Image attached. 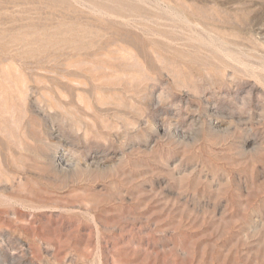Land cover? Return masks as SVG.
I'll return each mask as SVG.
<instances>
[{
	"label": "rangeland",
	"instance_id": "374dc122",
	"mask_svg": "<svg viewBox=\"0 0 264 264\" xmlns=\"http://www.w3.org/2000/svg\"><path fill=\"white\" fill-rule=\"evenodd\" d=\"M0 264H264V0H0Z\"/></svg>",
	"mask_w": 264,
	"mask_h": 264
},
{
	"label": "clouds",
	"instance_id": "9594fccd",
	"mask_svg": "<svg viewBox=\"0 0 264 264\" xmlns=\"http://www.w3.org/2000/svg\"><path fill=\"white\" fill-rule=\"evenodd\" d=\"M167 7V6H164ZM170 16L174 19V21L184 22L185 14L179 9H171L169 12ZM238 113L244 117L247 116L248 119L252 118V110L250 103H247L243 100L242 103L237 105ZM132 130V129H130ZM243 130V126L241 121L237 122L236 120H229L227 127L225 128L223 134L221 135V139L224 141L231 140L235 138V136ZM193 143H195L199 139L198 132H193ZM78 161L74 160V163L71 165L75 169V164Z\"/></svg>",
	"mask_w": 264,
	"mask_h": 264
}]
</instances>
